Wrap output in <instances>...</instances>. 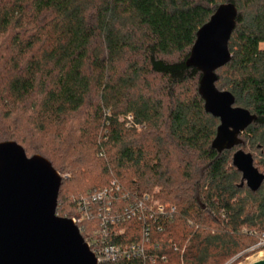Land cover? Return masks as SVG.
<instances>
[{
    "label": "trees",
    "instance_id": "obj_1",
    "mask_svg": "<svg viewBox=\"0 0 264 264\" xmlns=\"http://www.w3.org/2000/svg\"><path fill=\"white\" fill-rule=\"evenodd\" d=\"M223 5L237 16L231 60L216 71L215 85L256 116L232 156L233 149L212 147L220 121L205 110L201 72L187 66L197 32ZM0 53V143L15 141L51 162L62 177L61 217H77L81 197L115 180L133 195L160 186V197L177 207L174 220L152 234L157 253L169 257L159 264H222L255 238L243 229L264 234V182L252 192L233 165L239 150L253 156L254 166L259 153L263 171L255 168L264 175V0H0ZM149 76L163 81L171 101L166 117L164 102L150 95ZM191 81L197 89L183 96ZM129 115L126 128L119 119ZM39 137L57 140L64 156ZM86 150L102 162L103 174L116 175L62 200L70 178L64 174L87 178ZM176 152L185 164L174 179ZM126 169L139 180L126 183ZM97 228L87 225L84 240ZM128 229L122 241H142L143 224Z\"/></svg>",
    "mask_w": 264,
    "mask_h": 264
},
{
    "label": "water",
    "instance_id": "obj_2",
    "mask_svg": "<svg viewBox=\"0 0 264 264\" xmlns=\"http://www.w3.org/2000/svg\"><path fill=\"white\" fill-rule=\"evenodd\" d=\"M236 16L234 6H220L197 32L187 60L188 67L202 74L199 94L206 112L220 121L212 143L219 153L240 145V136L256 119L235 106L231 92L215 85L216 71L231 60L228 45ZM233 165L242 174V184L258 191L264 175L255 168L253 156L239 150ZM61 183L45 157H28L15 141L0 143V264H97L78 226L57 215Z\"/></svg>",
    "mask_w": 264,
    "mask_h": 264
},
{
    "label": "built area",
    "instance_id": "obj_3",
    "mask_svg": "<svg viewBox=\"0 0 264 264\" xmlns=\"http://www.w3.org/2000/svg\"><path fill=\"white\" fill-rule=\"evenodd\" d=\"M126 127L133 124V116L122 120ZM78 216L72 218L80 232L87 225L98 223L93 238L86 241L95 255L97 264H159L168 263L167 254L159 255V245H153L154 231L162 232L163 223L174 220L177 207L159 201L154 195L125 193L117 181L99 189L77 202ZM143 224L141 242L122 241L132 223ZM251 235H257L256 232ZM259 246L264 247V234Z\"/></svg>",
    "mask_w": 264,
    "mask_h": 264
},
{
    "label": "rangeland",
    "instance_id": "obj_4",
    "mask_svg": "<svg viewBox=\"0 0 264 264\" xmlns=\"http://www.w3.org/2000/svg\"><path fill=\"white\" fill-rule=\"evenodd\" d=\"M0 55L2 56V53H0ZM0 59H1V57H0ZM119 70H123V69L119 68ZM222 77H224V76L222 75ZM147 80H148V83H150V85H151L149 92L151 93L150 95L152 96V98L153 99H157L158 98V99H161L164 102L163 109H162V114H163L164 117H166L167 109L169 107V102H171V101H170L169 98L165 97V95H164L163 81H161L159 78L158 79L154 78V76L147 77ZM222 83H223V81H222ZM143 85H145V83H143ZM197 87L198 86H197L196 81H191V82L186 83V85L182 88L181 92L184 94L183 96H187L190 93V91L192 92V91L196 90ZM218 87L224 90V88L222 87L221 83H220V85ZM180 99H185V98H180ZM86 120L87 119H85L83 121H86ZM122 120H123V117H121L119 119V122L120 123H124ZM80 122L81 121L78 120V121H76V124H79ZM87 123H88L89 127L91 128V129H89V131L91 132L92 130H94L93 129L94 126L92 124H90L89 122H87ZM125 127H126V125H125ZM126 128H130V127H126ZM136 128L141 130L143 128V126H137ZM40 138L41 137L38 138V142H40L41 144L47 145L52 150L53 153H56L57 155L62 154L64 156L63 151L59 147V142L57 140H52L49 137H47V138L43 137L41 139ZM238 149L239 148L233 149V151L230 152V156H232L233 153L236 150H238ZM244 150L246 152H250V145L248 143H246V145L244 147ZM176 153L177 154L174 153L172 162H173L174 168H178L179 167V173L176 174L174 172V175L172 173V176H173L174 179H176L178 176H179V178L181 177V169H180V167L184 166V164H185V160L182 158L181 154L178 153V152H176ZM85 154H86V158L90 162V165H89L90 166V170H89V172L87 174V178L81 180L79 177L78 178L74 177L73 175H70L68 173L64 174L63 177L66 178L67 176H70V178L65 182V184L63 186V189H62V192L60 194V198L62 200L65 199L67 196H70V194L77 195V192L78 193L82 192L85 189H87L89 186H92L94 184L95 185L96 184L97 185L104 184L105 182L108 181V179L110 177L116 175V173L114 171L110 172L108 175L103 174L102 173V168H100V164L102 162L97 161V159L95 158L96 156L94 157V155H89V150H86ZM254 154H255L254 155V157H255V166L260 171H263L262 164H260L261 159L259 157V153H254ZM27 155H28V157H32V155H34V154L28 152ZM121 176L125 178L124 181L126 183L139 180L138 177L130 175V170H128V169L122 171L121 172ZM149 176H150V174L147 175L148 178H149ZM161 189L162 188L160 186H156V187L151 189V194L154 195L161 202L173 204L171 201L163 200L160 197ZM57 215L61 217V215H63V211L61 213L57 214ZM242 232L244 234L250 236V237H255V238L254 239L251 238L250 240H247L246 242H248L249 245L246 247L245 250H243L240 254H238L237 256L233 257L232 259H229V260L223 262L222 264H249L248 261H249V259L252 256H253L252 257V262L257 261L262 256H264L263 254L255 255L258 252L264 251V247L263 246H259V244L261 243V239L260 238H261V235L263 233H258L257 230H254V229H251V230L243 229ZM250 232H252V233L256 232L257 235H251ZM185 245H184V247L182 249V252L185 251V248H186ZM181 264H184L183 260L181 261Z\"/></svg>",
    "mask_w": 264,
    "mask_h": 264
},
{
    "label": "bare ground",
    "instance_id": "obj_5",
    "mask_svg": "<svg viewBox=\"0 0 264 264\" xmlns=\"http://www.w3.org/2000/svg\"><path fill=\"white\" fill-rule=\"evenodd\" d=\"M264 255V254H263ZM261 260H264V256H262L259 260H257V261H261ZM257 261H254V262H252V263H255V262H257ZM251 263V264H252Z\"/></svg>",
    "mask_w": 264,
    "mask_h": 264
}]
</instances>
